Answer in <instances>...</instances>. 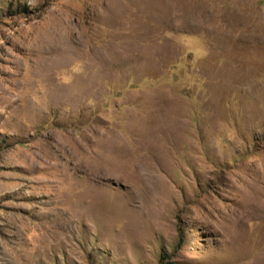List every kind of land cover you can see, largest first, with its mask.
<instances>
[{
  "label": "rangeland",
  "instance_id": "374dc122",
  "mask_svg": "<svg viewBox=\"0 0 264 264\" xmlns=\"http://www.w3.org/2000/svg\"><path fill=\"white\" fill-rule=\"evenodd\" d=\"M0 264H264V0H0Z\"/></svg>",
  "mask_w": 264,
  "mask_h": 264
}]
</instances>
